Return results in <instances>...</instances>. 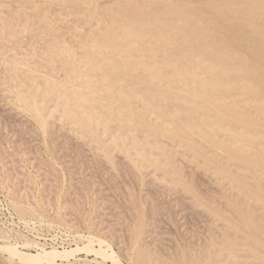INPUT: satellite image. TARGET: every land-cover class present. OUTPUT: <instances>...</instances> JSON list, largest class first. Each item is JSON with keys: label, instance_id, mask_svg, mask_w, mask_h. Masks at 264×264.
Here are the masks:
<instances>
[{"label": "bare ground", "instance_id": "1", "mask_svg": "<svg viewBox=\"0 0 264 264\" xmlns=\"http://www.w3.org/2000/svg\"><path fill=\"white\" fill-rule=\"evenodd\" d=\"M0 79L3 96L32 116L67 167L72 157L84 170L89 153L121 196L119 174L138 183V192L125 189L134 262L264 264V0H0ZM92 175L101 223H88L121 239L106 221L123 214ZM186 200L208 219L210 241L157 255L158 217L173 207L187 226ZM17 208L34 218L31 208ZM88 237L83 247L40 245L37 253L0 242V264H54L83 249L119 261L110 243Z\"/></svg>", "mask_w": 264, "mask_h": 264}, {"label": "rangeland", "instance_id": "2", "mask_svg": "<svg viewBox=\"0 0 264 264\" xmlns=\"http://www.w3.org/2000/svg\"><path fill=\"white\" fill-rule=\"evenodd\" d=\"M1 86H2V84H1V79H0V87ZM0 95H1L0 96V98H1L0 99V106H1L0 107L1 108L0 109V134L3 135V136L0 135V242L1 243H13V244L17 243L16 245L19 246L20 250L25 251V252L37 253V251L38 252L41 251V249H40L41 246H42L41 247L42 250L43 249L51 250L54 248L58 249V250H64V249H71L72 247L74 248L76 246L83 247L86 244H88V242H89L90 237H88V236L93 235L96 237H101L103 240H106L107 243H110L111 244L110 246H112L111 248L113 251H115V254L118 252L119 256L116 254V258H118L119 261H116L114 259L112 260V257L106 258V256L104 254L98 253L99 254L98 255L96 252L89 251V250H86V251H88V252H86L85 249H83V250H81L82 252L81 251L77 252L76 253L77 255L75 254V256L70 257V259H66V260L57 259V263L55 262L54 264H117V263L120 264V261H121V264H144V263L134 262V260L131 258V253L133 252V250H132L131 233H130L129 228H131L132 216L130 215L131 214V210L129 207L130 205L129 204L127 205V203H130V202L128 200L127 195H125L126 194L125 189H128V187L131 188V186L133 185V187L131 188L132 190H135L136 192L140 191V186L138 185V183L135 180L133 182L134 178H132L131 175L129 176V174L126 176L125 175L123 176L121 174L123 177L119 174V176L117 177V179H118L117 181L120 185L124 184V185H122V187L124 186L123 187L124 194H123V196H121L122 193L116 192L112 188L111 184H109L110 183L109 178L104 176L101 173V171L99 169V165L97 164V160L96 159L94 160V157L91 154H89V153L86 154V156L88 155L89 158L87 157V162H86V166H84V168H85L84 170H86V168L88 167L87 171L83 172L84 170L79 167V164L72 157L71 158L69 157L70 158L68 161L69 167H67V164L62 159H59L60 158L59 156L57 157V155L55 153H53L49 150L47 143L43 140V137L36 131L32 116L29 114H27V115L20 114V112H18V109L15 107L14 103L11 100L7 99L5 96H3L2 91L0 92ZM4 97H5V99H4ZM7 106H9V107H7ZM2 107L3 108L4 107L9 108V110H8L9 111V114H8L9 117H8V115L5 116V114H3L4 112L1 111ZM10 108H12V109H10ZM15 112L17 114H15ZM12 113H14L15 115ZM11 115H13L17 118H15V117L13 118V117H11ZM6 117H8V118H6ZM22 117H23V119H22ZM29 120H30V122H28ZM18 125H19V127H18ZM17 129H20V130L18 131ZM22 129H25V130L22 131ZM34 129H35V131H34ZM21 131H22V133H21ZM35 132H37L38 134L36 135ZM25 133L27 135H25ZM21 134L24 135L25 137H27L26 140L29 138L28 142L30 144L27 143V145H26L25 143L23 144L20 142L19 135H21ZM34 138H36L37 141H36V139L32 140ZM12 139H13V142H12ZM14 139H16V140H14ZM14 142H17V143H14ZM14 144H16V145H14ZM32 147L35 149V151L33 150L34 152H31ZM20 148H22V149H20ZM4 150H6V151H4ZM19 150H20V152H18ZM30 152H31V154H30ZM34 153H35V156H34ZM40 154H41V156H40ZM27 157H28V159H27ZM57 158H58V160L56 161ZM35 160L39 161V164L35 163ZM6 162H8V164ZM54 162H56V163H54ZM74 162L76 164H74ZM44 164H46V165H44ZM48 164H49V166H48ZM88 164L91 167H89ZM8 167L9 168L11 167V169H9ZM20 167H21V169H20ZM93 168H94V170H93ZM17 171H18V173H17ZM69 171L71 172L72 175L70 173H68ZM72 171H74V172L72 173ZM78 172H80V173H78ZM90 172H91V174L93 172V175H92L93 178L95 176L94 179L96 181L98 180L97 183H100L99 186L102 189H104L102 191L105 194V198L108 199V200L107 199L106 200L109 203L111 202L112 204H116V208H118L123 214V217H119L116 214L114 215L111 211V213L113 215L110 214L111 217L109 216L108 218L110 221H111V219L116 220V221L112 220L110 222L108 219L106 221V223L108 224L109 227L113 228L115 226L114 229H116V231L119 232L118 237L121 239L124 238V239H122V241H121V239H118L119 241L117 239H113V238L110 239V236L105 235V233L103 234V232H104L103 230L98 229L97 224H96L97 227L96 226L93 227V226H90L91 224L89 225V223H88L89 216H93V218H95L93 220L96 221V219H97L96 222L101 223V215H100V212L97 211V210H99V208L98 207L96 208V206L93 204V199H94L93 187H91V183L89 182V176H88V175H90ZM71 176H74V180H72ZM12 177H13V179H12ZM41 178H43V179H41ZM122 178H124V180ZM129 179H130V181H128ZM121 181H125V182L123 183ZM48 182H50V183H48ZM75 182H76V184H75ZM129 183H130V185H128ZM79 185H80V188H79ZM125 185L126 186L128 185V186L126 187ZM77 186H78V188H77ZM85 188H87L86 189L87 191L85 190ZM134 188H136V189H134ZM70 189H71V191H70ZM79 189H81V190H79ZM66 192H67V194L70 193V196L68 195V198L71 197V199L68 202L69 204H67L68 198L67 199L65 198V197H67ZM62 193L65 194V196ZM118 193H119V195H117ZM83 196L86 198H84ZM73 197H74V200H72ZM64 199H66V200H64ZM89 199L92 201H90ZM125 199H127V200H125ZM75 200H76V202H75ZM64 201H66V202H64ZM82 201H83V204H82ZM167 201L168 200H166V202ZM63 202H64V204L66 203V205L62 204ZM90 202H91V205H89ZM125 202H127V203H125ZM70 204H71V206L68 207V205H70ZM77 204H78V206H77ZM185 204H186V207L188 209H190L189 213H188V214H190L189 215L190 217H188V220L186 219V221H185L186 223H188V225L186 224L187 226L183 227V225L181 224L182 223V217L180 214H177L178 210L173 209V207L169 208V213H168L169 218H167V215L166 216L161 215L158 217V222H159L158 223L159 224L158 225V232L162 233L160 236H161V241L163 243L160 242L157 244L158 246L156 245L158 248L157 249L155 247L157 255L164 256L165 254L175 252L177 250V247L179 246V243H181V246L184 245V246L190 248L192 251H197L196 249L198 248L200 243L201 244H200L199 248L203 245H206L210 241V234L208 232V229L206 228L208 225L207 224L208 219L206 218V216L204 217V215H202L198 212L196 213L194 210H192L189 200H186ZM19 206L25 207V208H27V207L31 208L34 211L32 214V215H34V218H31V216L29 218L23 217L17 208ZM61 207H63V209ZM77 207H78V210L76 209ZM87 207H89V208H87ZM57 208L60 210H57ZM79 208H82V209H79ZM91 209L94 211L92 212ZM122 209H123V211H122ZM188 209H187V212H188ZM61 210H63V211H61ZM191 210L193 211V214H191L192 213ZM56 212H57V215H56ZM67 212H69V213H67ZM63 214H65L64 217H63ZM78 214H80V216ZM69 215H73V216L68 218ZM99 216H100V218H99ZM74 217H75V219H74ZM83 217H85V218L83 219ZM178 217H179V219H178ZM86 218H87V220H86ZM170 218H172V220ZM180 218H181V220H180ZM189 218H191V219H189ZM197 218L198 219L200 218L199 219L200 222L198 221ZM81 219H83V220L81 221ZM184 220L185 219H183V222H184ZM32 221L35 223H33ZM74 221H76V223H74ZM204 221H205V223H204ZM110 223H112L114 225H112V224L110 225ZM197 223H198V225H197ZM180 224L182 225V227L179 226ZM205 224H207V225H205ZM188 226L190 228V231H189V228H187ZM203 226H206V227H203ZM45 227H47V228H45ZM191 228H193V229H191ZM184 230H185V232H183ZM191 230H197L198 231L197 232L198 234L196 233L194 235H197V236L199 235L200 240L197 239V236L194 237V235H192L193 236L191 238L192 240H190L191 234L194 232ZM180 231H182L183 234H181L182 232L180 233ZM120 236H122V237H120ZM162 238L165 240H168V241L162 240ZM176 238H178V239H176ZM109 239H110V241L111 240L112 241L110 242ZM150 239H152V238L148 239V243L150 241H152ZM25 241L28 243H26ZM122 242H123L124 246L119 245ZM25 243L28 245L23 246V244H25ZM161 243L163 244V246ZM191 243H192V245H191ZM193 243H194V245H193ZM195 243L198 246H196ZM29 244H30V246H29ZM34 244H35V246H34ZM97 244L95 242L93 244V246H91V247L93 249H95V248L99 249L100 244L98 242H97ZM190 245H191V247H190ZM21 246H23V247H21ZM103 248L107 249L106 246ZM109 249H108V252L111 253L112 250L109 251ZM122 250H125L127 254L125 253V251L123 252Z\"/></svg>", "mask_w": 264, "mask_h": 264}]
</instances>
